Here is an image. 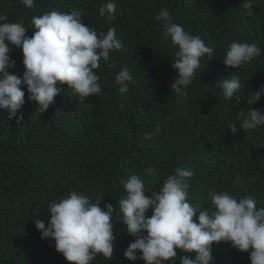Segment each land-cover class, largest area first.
<instances>
[{"label": "trees", "instance_id": "trees-1", "mask_svg": "<svg viewBox=\"0 0 264 264\" xmlns=\"http://www.w3.org/2000/svg\"><path fill=\"white\" fill-rule=\"evenodd\" d=\"M108 2L35 0L29 9L20 0H0V13L10 22H23L28 37L35 31L34 16L79 9L83 22L98 33L114 27L125 49L111 53L108 64L101 61L95 70L99 96L81 100L58 82L54 103L39 113L22 85L25 103L17 117L23 119L9 120L0 110V264H69L54 241L41 239L34 222L40 218L47 226L48 203L72 191L92 202L103 198L102 209L106 204L114 208L112 258L98 256L92 264H144L123 255L135 238L127 234L117 207L125 196L121 181L133 174L150 195L184 166L194 172L188 189L194 207H210L209 193L224 190L264 206V126L245 131L239 125V113L251 107L247 96L264 86V0H251L250 15L242 7L244 0H113L116 20L111 22L99 14ZM162 9L214 49L212 60L201 58L186 98L171 90L177 48L164 36L163 22L155 19ZM233 41L255 43L260 56L237 69L226 68L222 60ZM9 47L15 66L6 70L22 77V52ZM122 67L135 80L124 94L114 80ZM233 76L241 87L225 100L217 82ZM253 107L264 112V95ZM234 124L235 133L230 129ZM149 167L156 169L155 175L146 173ZM151 214L149 209L146 216ZM211 254L210 264H250L249 253L225 242H214ZM185 255L194 258L195 253L177 251L178 258Z\"/></svg>", "mask_w": 264, "mask_h": 264}, {"label": "clouds", "instance_id": "clouds-1", "mask_svg": "<svg viewBox=\"0 0 264 264\" xmlns=\"http://www.w3.org/2000/svg\"><path fill=\"white\" fill-rule=\"evenodd\" d=\"M26 8H33L35 0H20ZM244 9L252 10L251 0H244ZM116 4L109 0L99 9V14L108 21H115ZM164 24V36L177 48L176 59L171 62L177 73L171 90L178 97H187V89L193 84L201 58L212 60L213 47L206 46L199 34L185 31L173 22L170 13L162 9L155 17ZM35 29L26 36L23 22H10L0 13V110L9 120L25 103V85L30 94L28 100L37 105L35 112L44 113L59 94L57 83L67 84L69 89L84 100L102 93L99 75L95 71L100 62L108 64L110 54L122 51L124 45L116 36V29L98 33L87 26L79 9L69 12L53 10L32 18ZM9 44L20 49L23 56L22 77L10 74L6 69L15 66L10 58ZM261 49L255 43L233 41L224 55L226 68L237 69L256 57ZM113 66L114 65H110ZM121 94L127 93L134 76L127 67H122L114 76ZM225 100H231L241 87L240 79H222L217 82ZM264 95V86L249 94L246 103L251 107L241 117L240 128L249 131L264 126V112L253 105ZM62 114L57 110L56 117ZM237 131L236 125L230 127ZM149 137L146 136L145 139ZM146 173L156 174L149 167ZM194 175L191 168L180 166L167 175L160 190L146 195L145 185L138 175H130L121 181L125 196L118 201V215L126 226L127 234L134 237L123 255L130 261L140 259L144 264H210L213 260L211 245L225 242L240 252L249 253L250 264H264V206L257 207L253 197H236L228 191L209 193L210 207H194L188 201L189 180ZM103 199V198H102ZM102 199L92 202L90 197L72 191L66 197L48 203L50 219L45 223L39 218L35 227L41 239L54 241V248L69 264H92L98 256L112 258L114 208ZM151 209V216L146 213ZM197 212L199 213L196 220ZM195 253L179 257L177 251ZM139 252V256L137 253Z\"/></svg>", "mask_w": 264, "mask_h": 264}]
</instances>
